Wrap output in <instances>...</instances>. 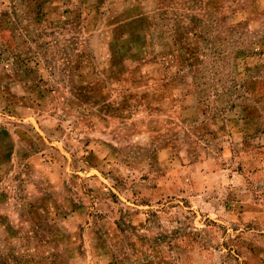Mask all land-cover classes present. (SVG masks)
Listing matches in <instances>:
<instances>
[{"label":"rangeland","instance_id":"1","mask_svg":"<svg viewBox=\"0 0 264 264\" xmlns=\"http://www.w3.org/2000/svg\"><path fill=\"white\" fill-rule=\"evenodd\" d=\"M0 264H264V0H0Z\"/></svg>","mask_w":264,"mask_h":264}]
</instances>
